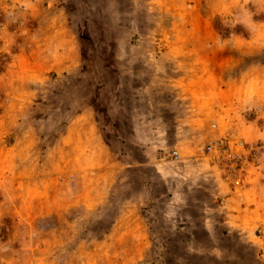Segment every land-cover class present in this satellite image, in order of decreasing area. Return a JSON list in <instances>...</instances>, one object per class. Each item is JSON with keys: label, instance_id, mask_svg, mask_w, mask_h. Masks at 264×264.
<instances>
[{"label": "rangeland", "instance_id": "1", "mask_svg": "<svg viewBox=\"0 0 264 264\" xmlns=\"http://www.w3.org/2000/svg\"><path fill=\"white\" fill-rule=\"evenodd\" d=\"M0 264H264V0H0Z\"/></svg>", "mask_w": 264, "mask_h": 264}, {"label": "built area", "instance_id": "2", "mask_svg": "<svg viewBox=\"0 0 264 264\" xmlns=\"http://www.w3.org/2000/svg\"><path fill=\"white\" fill-rule=\"evenodd\" d=\"M211 126L214 129L218 127L215 122ZM257 152L256 146L247 144L237 137L214 139L200 147L201 158L216 167L223 181L233 187L242 186L246 167L254 161ZM166 159L173 163H182L193 161L195 157L186 158L177 147H174L168 152Z\"/></svg>", "mask_w": 264, "mask_h": 264}, {"label": "crops", "instance_id": "3", "mask_svg": "<svg viewBox=\"0 0 264 264\" xmlns=\"http://www.w3.org/2000/svg\"><path fill=\"white\" fill-rule=\"evenodd\" d=\"M130 123L128 125L122 124V125H118L117 124V137L118 139L120 138L122 141V147L125 146H131L134 145L135 147L139 146L141 148H143V152H148L150 153L153 149L150 148H145L144 143H145V136H143L141 133L145 132L144 128H141V121L139 119L136 118H130ZM93 128V125H92ZM131 129V134L129 133V135H131V137H128V133H127V137H125L126 135V130L125 129ZM144 139V140H143ZM151 140V139H150ZM153 146H151L152 148ZM126 163V162H123ZM137 164H141V163H137V162H129L127 161V165L128 166H136Z\"/></svg>", "mask_w": 264, "mask_h": 264}]
</instances>
